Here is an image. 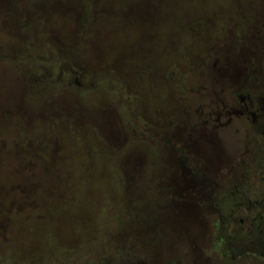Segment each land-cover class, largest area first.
Masks as SVG:
<instances>
[{
  "label": "rangeland",
  "instance_id": "374dc122",
  "mask_svg": "<svg viewBox=\"0 0 264 264\" xmlns=\"http://www.w3.org/2000/svg\"><path fill=\"white\" fill-rule=\"evenodd\" d=\"M240 88L264 0H0V264H263Z\"/></svg>",
  "mask_w": 264,
  "mask_h": 264
},
{
  "label": "flooded vegetation",
  "instance_id": "af4514ba",
  "mask_svg": "<svg viewBox=\"0 0 264 264\" xmlns=\"http://www.w3.org/2000/svg\"><path fill=\"white\" fill-rule=\"evenodd\" d=\"M225 103L222 105V111L215 114L216 118L208 113L206 115L207 121L212 122L215 128L230 126L235 131L244 128L250 132L249 137L251 136V140L256 139L258 141L257 144L261 148L259 154L264 155V88L263 92L257 95L253 92H247L245 89H236L234 94H230L229 100ZM250 152L247 149L244 156H247ZM253 154L257 153L254 152ZM260 178L264 181V174ZM257 192L260 198H264V189L258 188ZM254 221L251 227L253 232L241 238L237 244L238 249L231 250L233 252L231 258H235L237 254H252L264 264V206L257 207V215ZM219 222L215 224L217 228L220 227ZM137 264L141 263L138 262Z\"/></svg>",
  "mask_w": 264,
  "mask_h": 264
}]
</instances>
